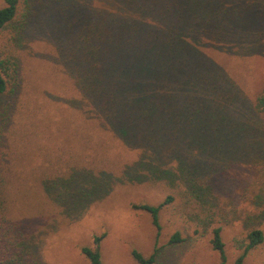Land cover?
Listing matches in <instances>:
<instances>
[{"label":"trees","instance_id":"obj_1","mask_svg":"<svg viewBox=\"0 0 264 264\" xmlns=\"http://www.w3.org/2000/svg\"><path fill=\"white\" fill-rule=\"evenodd\" d=\"M95 1L93 17L83 20L82 29L69 41L56 43L69 82L62 86L63 96L70 101L67 108L71 107L76 114L62 125L57 122L61 128L59 136L49 125L41 126L42 122L35 121L32 127L35 130L42 127L49 135L48 142L42 140L35 147V151H40L37 158L30 157L24 139L21 138L19 143L23 146L17 150L6 140L13 115L34 118L45 115L43 110L47 108L42 104L32 105L40 99L36 92L28 101L31 92L25 93L22 63L10 51L14 46L23 48L20 39L27 20L37 12L30 0H5L0 8V33H5L0 54V245L3 254L26 238L25 227L17 218H12L15 209L19 211L18 216L20 212L39 217L47 213L54 220L61 207L71 212L74 206L84 207L95 198L108 196L117 180L131 185L153 180L175 182V162L182 176L199 174L203 164L198 161H202L203 154L221 159L226 156L222 146L225 136H230L229 143L232 140L231 156L245 157L255 164L249 184L242 190L246 202L264 205V149L261 151L264 145L247 142V135L243 133L249 130L247 115L237 114V120L228 121L226 114L219 112L213 119V115L205 112L206 106L199 108L216 102L215 93L220 98L226 96L219 90L218 75L209 71V64L199 49L201 39L207 36L241 45L247 37L243 30L264 22V0H253L240 8L227 6L232 3L229 0ZM84 5L87 7L88 1ZM198 77L209 82L197 81ZM204 83L212 84V90ZM252 110L264 119V93L256 97ZM207 131L220 134L223 139L220 149L213 140L205 138ZM120 148L128 150L133 158L125 167L117 161L118 154L114 152ZM100 157L103 162L113 160L112 164L115 160L122 168L118 173L77 171L76 166L85 162L90 161L93 166L101 164ZM128 160L129 156L120 162ZM171 162L173 167L161 169ZM173 200L169 196L160 204L133 205L134 210L151 216L157 238L161 211ZM23 205L27 210H20ZM212 233L213 249L219 253L220 264H226L223 228L214 227ZM104 237H95L93 247L81 249L91 264H102ZM179 240L177 233L172 242ZM263 244L264 232L260 229L236 239L239 254L234 264H246L249 255ZM132 255L138 264H154L156 257V254L145 257L137 250Z\"/></svg>","mask_w":264,"mask_h":264},{"label":"rangeland","instance_id":"obj_2","mask_svg":"<svg viewBox=\"0 0 264 264\" xmlns=\"http://www.w3.org/2000/svg\"><path fill=\"white\" fill-rule=\"evenodd\" d=\"M87 1L88 6L84 7ZM229 1L232 3L227 6L235 8L245 7L249 2L253 3V0ZM30 2L37 13L30 15L27 20L23 37L20 39L23 48L14 46L10 51L22 63L25 93L28 95L31 92L27 97L28 101L31 100L33 93L34 97L35 92L39 94L40 99L34 101L32 105L42 104L47 107L43 111L48 117L45 120L43 114H38L34 118L26 114L13 115L6 140L17 150L23 146L19 143L21 138L24 139L23 143L30 157L37 158L40 151H35V147L38 148L40 142H48L49 135L45 134L42 127L35 130L32 127L35 126V121L42 122L41 126L49 125L59 136L61 128L57 122L62 125L63 122L66 123V119L69 120L76 114L71 107L67 108L70 101L63 96L65 92L62 86L69 82L64 65L60 63L56 43L69 41L82 29L83 20L86 18L90 20L93 17L96 1L30 0ZM237 3L239 4L235 5ZM4 5L5 0H0V8ZM22 23L24 20L18 25ZM256 25L243 30L242 33H247V37L241 41V45L234 42H219L207 36L201 39L199 49L209 64L208 67L211 69L209 71L218 75L219 90L226 96L220 98L215 93L218 99L216 102L208 106L207 104L199 106V103L197 105L199 108L206 106L208 109L206 108L205 112L213 115V119L219 112L225 113L228 121L231 118L236 119L237 114H246L249 130L245 131L248 133H243L247 135L245 137L247 142L254 145L260 142L264 145V121L262 122L264 119L252 110L256 97L264 93V22L259 21ZM259 28H263V31ZM4 34L0 33V54L3 50ZM197 81L209 82V79L198 77ZM204 84L210 85L209 91L212 90V84ZM220 128L218 125L217 129ZM206 133L205 138L213 140L219 149L221 140L226 139L222 146L227 154L223 159L217 156L214 158L210 154L201 156L202 161L198 162L203 164L201 165L203 171L196 174L201 176L200 182V176L198 178H195L196 175L182 176L180 170L177 171L178 163L175 162V169L172 168L173 171L176 170L175 182L153 180L131 185L132 183L123 184L117 180V184L113 183L108 196L103 199L95 198L84 207L74 206L75 210L71 212H66L61 207L60 212H56L54 220L47 213L39 217L20 212L18 216L19 211L15 209L12 218H17L25 227V242H21L17 247H9L6 254H3V246L0 245V264H91L81 249L93 247L95 237L102 235H105L101 243L102 264H138L133 258V250L139 251L145 257L156 254L154 264H220L219 253L212 245V231L217 226L223 228L228 256L226 264H234L239 254L235 240L254 229L264 232V205L257 206L253 202H246L247 198L242 193L249 184L255 164L246 161L245 157L231 156L232 140L230 143L227 140L230 136L222 139L215 131L211 134L210 131ZM236 143L240 146L239 141ZM114 152L118 154L117 161L123 166L133 160L129 151L124 148ZM128 156L130 160L120 162L121 158L126 159ZM100 159L101 164L96 163L97 166H93L89 161L77 165L76 169L82 172L118 173L121 164H117L115 160L112 164L111 159L109 162H103L102 157ZM43 162L44 159H41L40 163ZM173 165L171 162L161 169H169ZM120 176L121 173L116 177ZM169 196L174 200L161 211V230L157 238V230L151 216L144 211L134 210L133 205L145 202L156 205L164 202ZM57 209L59 206L56 205V211ZM20 210L27 208L23 205ZM177 233L180 234V240L172 242ZM246 264H264V244L249 255Z\"/></svg>","mask_w":264,"mask_h":264}]
</instances>
